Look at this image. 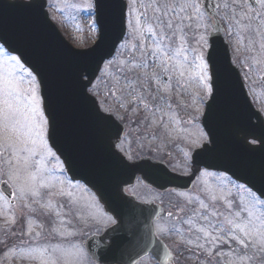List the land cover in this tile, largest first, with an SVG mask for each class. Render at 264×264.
<instances>
[{"label": "water", "instance_id": "obj_1", "mask_svg": "<svg viewBox=\"0 0 264 264\" xmlns=\"http://www.w3.org/2000/svg\"><path fill=\"white\" fill-rule=\"evenodd\" d=\"M25 2L33 3L34 7L12 5ZM95 4L100 39L88 50H76L63 38L49 18L46 0H0V43L33 73L42 74L46 81L47 88L43 84L40 87L41 95L51 96L58 122V132L53 138L49 119V143L72 178L82 180L95 191L106 210L118 221L113 233L116 237L114 262L123 264L129 259L133 264L153 254L163 263L168 261L170 253L157 239L153 219L146 216L150 207L120 209L109 200L113 193L120 192L118 189L131 184L138 174L151 173V170L141 162L130 164L117 151L123 128L112 116L104 115L95 97L89 94L103 64L113 57L125 34L123 1L95 0ZM210 40L209 52L215 49L223 88L215 103L211 99L207 104L204 126L210 144L193 154V165L225 173L247 188L250 185L254 189L251 191L259 196L264 193V120L252 106L239 71L231 63L221 31L216 30ZM81 78L83 84L89 85L84 91ZM213 96H216L215 90ZM97 111L112 124L97 120ZM145 180L155 181L149 176ZM164 180L165 186L175 188H188L193 184V176H166ZM154 186L161 185L155 183ZM120 242L131 249L123 252L118 247ZM139 245L138 251L132 250V246Z\"/></svg>", "mask_w": 264, "mask_h": 264}, {"label": "rangeland", "instance_id": "obj_2", "mask_svg": "<svg viewBox=\"0 0 264 264\" xmlns=\"http://www.w3.org/2000/svg\"><path fill=\"white\" fill-rule=\"evenodd\" d=\"M196 1V0H195ZM49 2V12L51 17L54 19L55 23L62 31L64 36L73 43V46L81 49H85L87 47L92 46L96 40L98 39V31L95 25V17H94V8H93V0H48ZM134 5H131V28L130 38L127 41V44L123 45L117 57L108 62L103 72L101 73V77L99 81L94 85L91 92L93 95L97 96L100 104L105 108L114 107L115 105L109 103L110 91L114 90V95H118V99H124V95L128 100L137 101L139 104H144L146 101V95L151 94V96L147 97L149 99H160V107L168 108L169 101L166 99H162L163 95L160 92L159 86L164 84L162 79H160L159 83L153 80L154 77H165L161 72V68L155 67L151 63V57L146 56L141 53L139 44L136 45L135 42L141 39L139 33L136 31L135 25L137 17L140 19V32H143L142 41H146V44L149 43V50L152 48V41L149 38V34L146 32V24H145V16L149 18V23H152L153 27H155V21L151 19L154 15H159L158 12L154 10L153 7H145L146 5L155 4L157 0H133ZM163 2V0H161ZM168 3H173V0H167ZM141 12V14H140ZM191 10H190V13ZM193 15L192 20L185 19L183 21L182 29H177V35L173 38V47L180 46L181 39L184 41L183 49L190 50V54H188L189 60H192L193 56H196L200 53H203L204 57H206L207 46H202L199 42V36L203 35L202 32L195 33L191 30V25H195V15ZM130 21V18H129ZM196 21L198 19L196 17ZM176 24H179V21H175ZM254 26L247 25L245 29L248 32H252ZM256 27V26H255ZM257 28V27H256ZM258 29V28H257ZM236 36V34H235ZM237 37V36H236ZM234 37V39L236 38ZM253 39L250 41V37L247 38V35L244 36V40L240 41V37L234 40L235 46L233 50V58L241 62L242 69L244 72V81L246 84L252 89L248 90L249 95L253 102H255V106L258 110L262 112L264 115V87L260 84V77L264 75V58L258 56V48L264 49V37L258 38L255 36H251ZM207 38V35L205 36ZM262 39V40H261ZM134 41V42H133ZM144 44V43H142ZM144 49L148 50V46H143ZM9 55L1 46H0V61L8 62L11 65H15L13 71L15 72L17 77H24V81L22 87L26 88L28 86V72L21 63L16 64L15 61H9ZM181 63L182 57L180 58ZM173 65H176V61L171 62ZM148 64V67L145 68L143 65ZM185 77L176 76L178 72L172 75V85L168 86L167 90L163 91L166 95L175 103L179 104L182 108H188V112L190 114V121L194 122L195 115L192 112L194 109L203 108L201 97V91H204L203 85L198 83L195 79V69L194 66H185ZM159 72V73H158ZM177 79L181 81L182 87L177 85ZM148 81V82H146ZM166 81V80H165ZM143 88V93L138 91ZM187 93L188 95H184ZM37 95L41 96L40 88L37 90ZM184 95V96H183ZM106 98L107 99L106 101ZM164 98V97H163ZM108 102V103H106ZM111 105V106H110ZM181 108H174L171 111V115H175L178 113ZM169 122V121H167ZM194 124H189V127L186 128V131L190 134H194L193 136L197 138V141L202 142L204 136L198 135L195 133ZM44 142L41 144L39 141L37 142L35 153L28 158L27 164L24 162V157H27L28 154L24 152L19 153L20 159H17V156L12 153L11 149L7 148V143L9 142L6 138H0V176H8L9 171L12 170L15 172L16 176L19 179H10L14 185V204L2 197L0 194V210L5 209V216L7 222L5 225H12V231L16 229V219L10 218L8 215H12L18 213V210H25L27 208L33 209L36 204L39 205L38 197L31 195V192L35 190L38 194H40L39 198L43 196V199L46 201L48 199V192H58L62 188L67 189L66 182L64 180V176L62 174V167L60 162L57 160L56 156L52 152L48 143V126L45 129ZM14 142V141H13ZM190 144L185 143L186 148ZM11 162V163H9ZM2 163H5L4 165ZM29 174L35 175V181H29ZM213 175H209L206 179L211 180ZM214 185L217 186H226L228 188V192L230 193L229 197H232L231 202L226 207L218 208L215 204H212L211 200L206 199L203 195L201 197L200 204L191 205L185 214L187 218L184 219L182 229L186 225L185 221L189 220V218L193 217L199 210L207 211L209 214L213 211H216L219 215L218 217H213L214 221H224L225 217L235 218L236 208L245 209V203L252 207V204L255 202L256 206L259 201L244 187L238 188L233 181H231L226 176H218L215 177ZM24 186L26 188V195L24 197L20 196L19 188ZM206 187L212 186V184H205ZM202 188L198 187V192L202 193ZM217 195L219 193L217 192ZM222 197V196H221ZM31 201H33L31 203ZM245 201V202H244ZM201 203L208 205L207 209H202L200 207ZM45 205V203H42ZM263 206V207H262ZM262 207V208H261ZM4 209V210H5ZM16 210L14 213L9 211ZM256 215L259 214L262 216L261 221H264V205L260 204V207H256L254 210ZM183 213V212H181ZM18 217V214H16ZM29 217L21 218V226L30 224L32 219H28ZM245 221V220H244ZM174 224H171L169 230L172 228ZM180 227V226H179ZM230 225H227V228H230ZM199 227H192L190 230H185V233H190L192 237L197 235L195 233H200L197 231ZM4 229L3 226H0V232ZM10 232V231H9ZM203 234V233H202ZM225 234V233H224ZM17 233H15V237L17 238ZM2 244L12 245L14 243V236H7L6 233L2 234ZM186 239H193L191 237H186ZM24 240L21 242L20 246H24ZM182 245H184L185 249L191 252H197L194 246L184 243L182 241ZM228 250L225 254H217V255H202L200 258H191L188 259V262L191 264H264V245L258 243H249L247 249H245L242 245L237 243L235 240L231 239L227 236V244ZM232 249H234L232 251ZM202 252L201 250H199ZM36 252H29L27 256H34ZM209 256V257H208ZM241 257H245L241 259ZM204 258V259H203ZM238 260V262H237ZM38 262V261H36ZM71 264H80L78 258L75 261L71 262ZM145 264H150L146 262Z\"/></svg>", "mask_w": 264, "mask_h": 264}, {"label": "flooded vegetation", "instance_id": "obj_3", "mask_svg": "<svg viewBox=\"0 0 264 264\" xmlns=\"http://www.w3.org/2000/svg\"><path fill=\"white\" fill-rule=\"evenodd\" d=\"M204 1L196 0L195 2L199 5L200 13L206 18V27L195 29V31H205L209 34L213 30L215 19L211 18L212 12L204 13ZM214 2L216 20L221 23L225 35L231 32L241 33L244 30L242 21L246 19L259 21V33L264 35V27L261 30V24L264 21V5L257 0H214ZM174 108L181 109L175 115H171ZM187 109L180 106L166 109L147 105L143 107L137 101H133L132 106L124 107L116 104L114 107L104 108L103 112L114 115L125 127V134L118 145V150L129 160L150 159L167 165L174 173L188 175L192 172V152L202 146L207 140V134L202 124L205 107L192 110L195 115L194 122L190 121ZM189 124L196 125L195 133L204 136L201 143L193 136L194 134L186 131ZM183 142L191 143V148H187L184 157ZM62 174L67 189L48 192L49 196L46 201L44 200V208L40 205L33 208L34 212H31L32 216L30 215L32 220L30 224H27V231L19 233L17 238H14L13 246L0 244L2 264H71L76 258L80 264H113L101 253V248L102 234L105 229L116 224L115 219L106 214L100 199L94 192L86 188L83 183L73 181L65 170ZM210 174L201 170L196 186L189 190L174 188L157 190L138 177L134 185L121 189L109 200L123 209L130 207L132 203L153 206L160 211L156 216V228L160 233L161 225L168 228L171 224L183 225L184 219L187 218L185 214L187 209L191 205L200 204L203 194L198 192V187L203 183L207 184L206 178ZM200 191L203 192V189ZM39 200L43 201V198ZM18 214L21 217L25 215L22 211ZM109 217L115 223H112ZM169 235L174 237L175 233L170 230ZM160 238L163 241L166 240L161 233ZM23 240L24 246H20ZM169 248L173 253L175 252L170 244ZM21 249L25 251L21 253ZM30 249L40 251H37L34 256H27ZM76 249L82 250L83 255L67 254L76 253ZM174 255V264H188L182 259V253L178 252ZM146 262L159 264L152 256L143 258L139 264Z\"/></svg>", "mask_w": 264, "mask_h": 264}, {"label": "snow or ice", "instance_id": "obj_4", "mask_svg": "<svg viewBox=\"0 0 264 264\" xmlns=\"http://www.w3.org/2000/svg\"><path fill=\"white\" fill-rule=\"evenodd\" d=\"M257 2L264 5V0H257ZM20 8L31 9L34 4L31 2H25L20 4H12ZM147 7H153L159 15L151 17L155 21V27L152 23H149V18L145 16L146 32L149 34V38L152 41V48L149 50L140 47L142 54L151 57V63L155 67H159L162 73L167 76L166 83L164 84V90L166 91L168 86L172 83V75L178 72L179 77L185 75V66H194L195 79L198 83L203 85L205 93L208 97L213 99L215 103L217 97L221 94L223 88V82L221 74L217 70V58L215 49L208 53L207 59H205L203 53L193 56L192 60H189L188 52L190 50L183 49L184 41L181 39L180 46L173 47V38L177 35V29H182L183 21L185 19L192 20L194 14L196 17L200 16L199 5L195 0H173V3H168L167 0H157L155 4L146 5ZM227 7V5H225ZM191 10L192 14H189ZM183 13V15H181ZM175 21H179L176 24ZM136 31L139 33L141 39H143V32H140V19L137 17ZM198 42L202 46H209L208 40L205 36H199ZM182 57L183 63L180 58ZM9 61H15L16 64H20V60L16 56H11ZM176 61V65L171 62ZM145 68L148 64L143 65ZM15 65H11L8 62L0 61V138H6L9 142L7 148L12 150V153L20 159L19 153H27L28 156L24 157V162L27 164V160L31 157L36 150L37 142L41 144L44 142L45 129L49 125V119H51V131L52 136L55 138L58 132V122L55 107L50 95H37V90L43 84L45 89L47 83L44 80L42 74L39 72H28V86L22 87L24 77H17L13 69ZM39 77V78H37ZM163 77L153 80L159 83ZM148 82V81H146ZM177 85L183 86L181 81L177 79ZM89 87L88 84L82 83L81 78V90L84 91ZM216 92V96H213V92ZM211 107V105L209 106ZM45 109L47 114H45ZM95 117L99 121L112 124V121L107 116L101 115L98 111L95 112ZM14 141V142H13ZM210 150V149H206ZM254 150V149H253ZM11 163V162H9ZM10 179H19L15 172L9 171ZM35 175L29 174V181H35ZM245 185H241L243 187ZM251 189V186L248 185ZM21 197L26 195V188L21 186L19 188ZM31 195L36 196L38 193L33 190ZM260 203L264 204V193H260ZM15 198V197H13ZM216 199L215 196L212 197ZM202 209H207L208 205L201 203ZM256 208V203L252 204L251 208H245L249 219L247 221L238 220L240 212L235 213V218L225 217L224 222H215L212 217H217L216 211H212L210 214L205 211L202 215L197 212L196 215L203 221H206L204 227L197 228L198 232L203 233L204 238L211 236L213 240L219 239V233H225L228 237L235 240L237 243L247 249L249 243H258L264 245V221H261L260 216H256L253 209ZM171 216V214H169ZM111 220V217H109ZM115 223L114 220H111ZM258 222V223H257ZM185 223L196 227L192 220H187ZM226 225H230L227 228ZM161 230H168L166 226L161 225ZM171 231L176 232L178 235H182L181 228L178 225H173ZM217 233L213 236L212 233ZM199 239V238H198ZM193 243V241H189ZM200 248L204 245L198 244ZM21 253L25 250L21 249ZM31 252L40 251L39 249H30ZM68 255L79 254L83 255L82 250L76 249V253H67ZM245 257H241L244 259ZM43 260L44 257L42 256Z\"/></svg>", "mask_w": 264, "mask_h": 264}]
</instances>
